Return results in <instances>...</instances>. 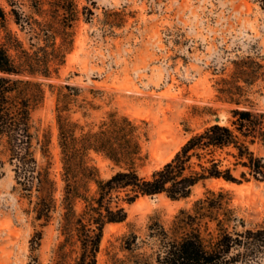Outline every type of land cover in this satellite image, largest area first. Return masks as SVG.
Masks as SVG:
<instances>
[{
	"label": "trees",
	"instance_id": "trees-1",
	"mask_svg": "<svg viewBox=\"0 0 264 264\" xmlns=\"http://www.w3.org/2000/svg\"><path fill=\"white\" fill-rule=\"evenodd\" d=\"M5 1L8 9L0 4V141L8 151L13 189L26 198V211L35 223L28 264H40L33 252L53 221L58 241L49 264H97L105 225L124 221L126 205L141 196L185 199L208 179L264 181L263 157L251 148L264 143V111L238 106L262 75L260 61L250 55L236 57L230 72L216 79L218 96L237 105L227 123L185 127L189 135L173 155L141 175L138 166L147 158L149 122L117 108L94 120L92 111L101 107L94 100H104V90L88 88L89 97L84 87L50 81L72 49L75 24L79 19L89 22L93 10L86 4L79 7L76 0ZM8 16L23 38L9 28ZM46 86L55 89L58 173L49 133L38 138L33 124ZM95 156L115 168L108 177L101 176ZM3 166L0 159V178ZM227 194L206 188L169 226L154 220L143 237L135 231L124 234L126 254L113 255L110 264H256L264 256V227L237 229L244 224L228 206Z\"/></svg>",
	"mask_w": 264,
	"mask_h": 264
},
{
	"label": "rangeland",
	"instance_id": "rangeland-1",
	"mask_svg": "<svg viewBox=\"0 0 264 264\" xmlns=\"http://www.w3.org/2000/svg\"><path fill=\"white\" fill-rule=\"evenodd\" d=\"M94 12L87 22L74 26L72 49L66 54L54 84L69 81L105 91V99L91 118L99 119L117 108L132 118L149 122L150 138L144 145L147 158L138 166L141 175L167 161L188 137L184 128L199 129L206 123H227L237 105L218 96L216 79L232 69L231 60L250 55L260 61L261 77L248 87L238 106L264 111V0H76ZM5 6V0H0ZM27 10V7H25ZM8 26L19 33L8 16ZM107 22H113L112 25ZM3 31L0 29V38ZM55 89L46 86L43 103L33 111L38 138L50 136L53 170L60 169L57 126L54 118ZM251 148L264 160V143ZM41 161L40 152H36ZM4 174L0 178V264H28L29 239L34 229L26 198L15 184L8 151L0 141ZM101 176L115 168L95 156ZM206 188L228 192V206L244 225L237 229L264 227V181L241 183L208 179L196 185L185 199L172 200L163 194L141 196L127 204V218L104 227L97 264H110L111 257H124L123 235L135 231L142 237L147 225L159 220L169 226L181 208H190ZM55 223L44 228L40 247L33 253L40 264H49L57 244ZM256 264H264V256Z\"/></svg>",
	"mask_w": 264,
	"mask_h": 264
},
{
	"label": "water",
	"instance_id": "water-1",
	"mask_svg": "<svg viewBox=\"0 0 264 264\" xmlns=\"http://www.w3.org/2000/svg\"><path fill=\"white\" fill-rule=\"evenodd\" d=\"M214 119H215L216 122H218L220 120V117L219 116H215Z\"/></svg>",
	"mask_w": 264,
	"mask_h": 264
}]
</instances>
